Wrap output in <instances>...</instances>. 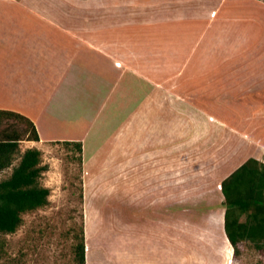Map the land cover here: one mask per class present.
I'll return each mask as SVG.
<instances>
[{
    "label": "crops",
    "instance_id": "obj_1",
    "mask_svg": "<svg viewBox=\"0 0 264 264\" xmlns=\"http://www.w3.org/2000/svg\"><path fill=\"white\" fill-rule=\"evenodd\" d=\"M0 110L80 144L85 264H229L225 192L264 210V0H0Z\"/></svg>",
    "mask_w": 264,
    "mask_h": 264
},
{
    "label": "rangeland",
    "instance_id": "obj_2",
    "mask_svg": "<svg viewBox=\"0 0 264 264\" xmlns=\"http://www.w3.org/2000/svg\"><path fill=\"white\" fill-rule=\"evenodd\" d=\"M9 126H13L22 138L19 141L21 153L29 148L40 151V166L44 170L40 173L37 184L47 188L49 196L47 205L21 215L22 222L14 233H0V264H77L73 255L75 236L82 229L85 245L86 223L80 155L74 146L65 143L33 146L32 141H26L27 125L19 121L6 120L0 130ZM10 127L8 129L11 130ZM18 161L19 156L15 155L12 165L0 172V181L8 177ZM228 205L230 224H233L235 212L232 204ZM131 218L133 221V217ZM117 219V205L108 204L103 220L107 224L112 223L113 228L106 239L115 247L118 242ZM246 222L254 223L252 220H243V223ZM231 228L234 230L232 225ZM260 235H264V224L261 225ZM220 254L229 263V247L223 246ZM205 255L210 257V253ZM229 264H264V244L257 248L250 240L241 241L238 253L234 255L232 250Z\"/></svg>",
    "mask_w": 264,
    "mask_h": 264
},
{
    "label": "trees",
    "instance_id": "obj_3",
    "mask_svg": "<svg viewBox=\"0 0 264 264\" xmlns=\"http://www.w3.org/2000/svg\"><path fill=\"white\" fill-rule=\"evenodd\" d=\"M9 119L27 125L28 137L26 141H39L35 127L25 117L13 112L0 110V127L3 125L4 121ZM9 127L0 130V172L12 165L15 155L19 156V161L17 165L13 166L8 177L0 181L1 234L14 233L22 222L21 215L27 211L47 205L49 196V190L45 187H40L37 184L38 177L44 170V168L40 166V151L29 148L21 153L19 149V141H21L22 138L19 132L14 130L13 126L10 127L12 128L11 130L8 129ZM24 133L26 134V132ZM69 144L70 143H65V145ZM72 146H74L80 155V144L73 143ZM79 161L81 162L80 156ZM244 167L245 165L241 167L240 170L244 169ZM229 181L230 177L222 183L224 189L229 188ZM224 196L227 205L229 203L231 204L228 192H225ZM256 206L257 208H260L261 203H257ZM261 214V220L257 219V216H260V211L258 210L254 226L249 222L240 223L237 219H235L233 224H230L229 207L227 208L224 218V230L226 237L233 248L234 255L238 253V244L241 241L250 240L255 243L257 248L262 247L264 244V235H260L261 225L264 224V210ZM231 225L234 227V230H232ZM75 240L76 243L73 247L75 261L77 264H85V245L82 229L79 234L75 236Z\"/></svg>",
    "mask_w": 264,
    "mask_h": 264
}]
</instances>
